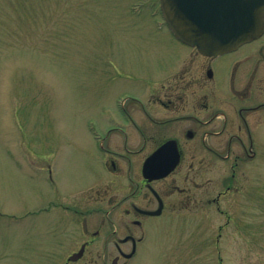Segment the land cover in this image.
<instances>
[{
	"label": "rangeland",
	"instance_id": "rangeland-1",
	"mask_svg": "<svg viewBox=\"0 0 264 264\" xmlns=\"http://www.w3.org/2000/svg\"><path fill=\"white\" fill-rule=\"evenodd\" d=\"M158 4L0 0V264H65L74 250L58 192L107 177L93 132L108 105L142 96L184 47ZM249 169L225 216L190 203L177 209L202 210L148 219L129 264H264V147Z\"/></svg>",
	"mask_w": 264,
	"mask_h": 264
},
{
	"label": "flooded vegetation",
	"instance_id": "flooded-vegetation-1",
	"mask_svg": "<svg viewBox=\"0 0 264 264\" xmlns=\"http://www.w3.org/2000/svg\"><path fill=\"white\" fill-rule=\"evenodd\" d=\"M178 53L176 66L145 80L142 96H116L108 105L103 127L93 132L107 177L58 192L68 233L79 229L65 264H129L145 241L148 219L190 203L225 216L221 204L236 201L240 175H249L264 147V32L222 55L187 46ZM169 141L177 165L162 178L144 177L148 157ZM171 160L169 150L154 166L166 168ZM47 173L53 184L49 166Z\"/></svg>",
	"mask_w": 264,
	"mask_h": 264
},
{
	"label": "water",
	"instance_id": "water-1",
	"mask_svg": "<svg viewBox=\"0 0 264 264\" xmlns=\"http://www.w3.org/2000/svg\"><path fill=\"white\" fill-rule=\"evenodd\" d=\"M160 9L175 36L205 55L235 49L264 29V0H160ZM171 144L162 146L145 163L143 174L148 179L163 177L175 165L178 152H173ZM169 149L171 166L158 172L155 160Z\"/></svg>",
	"mask_w": 264,
	"mask_h": 264
}]
</instances>
